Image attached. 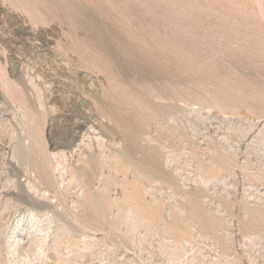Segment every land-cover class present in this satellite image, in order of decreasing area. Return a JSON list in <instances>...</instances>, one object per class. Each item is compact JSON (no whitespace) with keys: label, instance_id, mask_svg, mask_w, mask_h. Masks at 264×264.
<instances>
[{"label":"rangeland","instance_id":"374dc122","mask_svg":"<svg viewBox=\"0 0 264 264\" xmlns=\"http://www.w3.org/2000/svg\"><path fill=\"white\" fill-rule=\"evenodd\" d=\"M0 264H264V0H0Z\"/></svg>","mask_w":264,"mask_h":264}]
</instances>
